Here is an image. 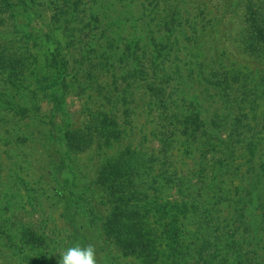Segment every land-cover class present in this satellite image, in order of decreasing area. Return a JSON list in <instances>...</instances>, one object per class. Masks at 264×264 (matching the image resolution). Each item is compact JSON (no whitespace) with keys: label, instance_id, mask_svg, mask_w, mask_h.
I'll return each instance as SVG.
<instances>
[{"label":"rangeland","instance_id":"1","mask_svg":"<svg viewBox=\"0 0 264 264\" xmlns=\"http://www.w3.org/2000/svg\"><path fill=\"white\" fill-rule=\"evenodd\" d=\"M4 2L0 0V32L12 33L17 26ZM53 12L51 0H33L27 15L48 29ZM75 14L73 28L78 32L61 34L58 39L68 59L67 74H73L78 64L83 67L75 84L67 79L71 83L65 88L71 129L85 136L80 143L82 149L73 151L82 168L97 176L104 166L117 160H124L127 166L136 158L143 183H151L148 173L163 171V166L178 177H186L199 196L207 200L211 194L207 182L213 177L214 166L223 158L224 149L230 150V158L239 156L230 171L247 172L242 185H250L258 177L264 207V48L261 46L259 51L256 47L250 52L242 42L252 19L264 28V0H80ZM89 24H93L95 37L87 34ZM20 37L15 36L6 48L27 57L28 48ZM194 37L199 38L198 42L193 41ZM88 42L91 47L84 56L92 53L90 58L101 59L102 72H108L103 76L98 67L89 68L87 61L71 60L80 56ZM6 43L0 37V51ZM26 44L31 51L29 42ZM27 62L20 77L23 86L9 93L11 106H29L32 114L24 117L0 102V264H58L59 252L71 246V227L62 218V204L54 199L55 171L42 146L41 132L49 128L45 116L51 102L38 89ZM2 67L0 73L6 76L9 70ZM87 71L94 74V81L90 79L92 89L84 83ZM231 71L239 73V81L232 79L235 74H227ZM96 80L100 87L103 85L102 91ZM241 83L245 89L239 87ZM254 85L259 88L256 93L250 90ZM0 88L9 89L1 77ZM236 99L239 105H234L233 112H224V104L228 106ZM220 112L226 116L217 120L216 128H209L211 117ZM100 113L116 121L114 128L120 136L115 140L105 142L97 137L94 116ZM185 116L192 117L193 122L191 133L183 134L179 120ZM217 136L226 142L218 141ZM239 176H235L231 191L241 186ZM229 178L224 177V183ZM162 183L161 201L168 202L167 208L180 222V206L189 203L176 182L164 179ZM226 225V229L231 228ZM237 244L230 243L231 254L232 249L240 247L253 255L251 247ZM112 245L120 262L145 264L133 256H124L122 249ZM193 249L196 247L192 244L184 264H198L199 256L188 255ZM259 251L264 249L259 247ZM98 255V261L109 260L106 250ZM165 260L166 264H183L175 254ZM118 262L110 259L108 264Z\"/></svg>","mask_w":264,"mask_h":264},{"label":"trees","instance_id":"2","mask_svg":"<svg viewBox=\"0 0 264 264\" xmlns=\"http://www.w3.org/2000/svg\"><path fill=\"white\" fill-rule=\"evenodd\" d=\"M58 1L51 0L54 12L50 27L45 29L32 22L27 15L33 0H5V10L15 19L17 29L12 33L0 32L2 40L7 42L3 44L4 49L0 51V66L9 70L6 76L0 73L1 80L9 88H0V102H4L5 107L6 105L11 106L12 96L9 90L23 86L21 85L23 78L20 77L26 66L24 62L28 61L29 74L38 89L51 102V108L45 116L49 128L41 132L42 146L55 171L53 173L54 181H56L54 199L62 204V218L71 227V246L77 242L92 243L97 253V264H108L110 259L111 262L118 260V264H124L120 262L112 244L122 249L124 256H133L135 260L141 263L144 261L145 264H166L165 257L169 258L171 254L179 255V259L181 257L184 264L189 260L186 251L192 244L197 251L193 249L188 255L199 256L198 264H264V251L257 252L259 247L260 250L264 249V207L261 206L260 198L262 188L258 177L252 184L242 185L247 172L235 173L238 170L235 169L233 174L230 171V166L234 165L239 158L237 155L230 158L229 155L233 154L230 150L224 149L223 158L219 160V164L214 166L213 177L207 182L208 193L211 192L213 196L210 194L207 200L199 196L195 186L186 180V177H178L175 172H169L163 166V171L148 173L149 176L151 175V183L147 180V183H143L142 179L141 181L139 179L140 173L137 165L139 160L136 158L130 162L131 165L126 163L127 166H124V160H115L114 164L100 168L97 176H92L78 163L73 151L82 149L83 146L80 143L85 136L76 134L71 129L69 112L65 109V96L67 95L65 88L71 80L75 84L74 81L80 73V68L83 69V67L78 64L79 67L74 68L73 74L70 76L67 74L68 59L60 46L58 37L61 34L71 36L73 30L78 32L76 27L73 28V23H76V5L80 3V0H62L61 4ZM198 13L201 14V11L198 10ZM170 19H174V16ZM92 25H88L87 34L90 33L95 37L96 32L94 28H91ZM246 30L242 37L244 48L253 52L257 47L261 51L260 47L264 48V28L252 19L250 28ZM15 36H21L20 38L25 41L26 48H28L26 49L27 57L23 54L19 56L14 52L10 53V48H6L12 45ZM198 39L194 37L193 41L198 42ZM75 40L80 42L78 36H75ZM26 42H29L31 51ZM90 44L88 42L82 52H79L80 56L71 60H75L76 63L87 61L89 68L98 67L96 69L101 71L99 73L103 76L108 72L106 70L102 72L101 59H98L99 57L90 58L92 53H89L87 57L84 56L89 51L87 47L89 49ZM261 55V58L264 57V49ZM136 68H133V72ZM130 74L133 73L130 72ZM227 74H235V79L232 78L234 82L240 79L236 71ZM86 78L88 79L84 81L86 87L94 88L90 85L92 84L90 79L94 81V74L87 71ZM67 79L70 81L68 82ZM251 81L254 80L250 79L249 82ZM77 82L84 88L81 81L77 80ZM95 83L100 87L99 81L96 80ZM241 86L244 89L246 87L244 83H241L239 87ZM100 88L101 91L104 89L102 84ZM250 90L256 93L259 88L254 85ZM243 98L239 101L241 102ZM234 105H239L237 99L228 106L224 104V112L226 109L229 113L233 112ZM11 108L24 117L32 114L29 106H20L16 103ZM102 114L94 116L97 120V124L94 125L97 137L104 138L105 142H108L110 138L115 140L120 136L118 129L114 128L116 121L108 120L104 114L102 117ZM225 116L223 112L212 116L208 127L217 126V120ZM191 119L192 117L185 116L179 120L185 130L183 134L191 133L193 122ZM192 133L195 134V132ZM216 139L226 142L218 136ZM227 175L231 178L224 183L223 178ZM234 175H240L241 178V186L239 188L237 186L235 192L231 191L235 185L233 184L236 179ZM164 179L167 182H176L180 193H183L182 196L189 203L188 206L184 204L180 206V222L177 215L167 208L168 202L161 201L164 185L162 180ZM225 185H227L226 188L223 187ZM259 208H262L261 212H258ZM191 219L193 223L190 222ZM226 224L231 225V228L226 229L228 227ZM237 242L251 247L250 251L253 255L243 252L240 247L232 249L234 253L231 254L229 245L230 243L238 245ZM105 250L108 252L109 260H105L104 263L103 258L98 261L101 256L98 254Z\"/></svg>","mask_w":264,"mask_h":264},{"label":"clouds","instance_id":"3","mask_svg":"<svg viewBox=\"0 0 264 264\" xmlns=\"http://www.w3.org/2000/svg\"><path fill=\"white\" fill-rule=\"evenodd\" d=\"M58 264H97L95 246L92 243H73L59 252Z\"/></svg>","mask_w":264,"mask_h":264}]
</instances>
